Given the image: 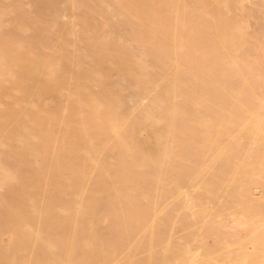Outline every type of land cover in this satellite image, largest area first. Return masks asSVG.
<instances>
[{"label":"rangeland","instance_id":"1","mask_svg":"<svg viewBox=\"0 0 264 264\" xmlns=\"http://www.w3.org/2000/svg\"><path fill=\"white\" fill-rule=\"evenodd\" d=\"M263 80L264 0H0V264H264Z\"/></svg>","mask_w":264,"mask_h":264},{"label":"bare ground","instance_id":"2","mask_svg":"<svg viewBox=\"0 0 264 264\" xmlns=\"http://www.w3.org/2000/svg\"><path fill=\"white\" fill-rule=\"evenodd\" d=\"M201 1H203V0H201ZM205 1V0H204ZM198 3H199V0H198ZM202 3V2H201ZM200 3V4H201ZM205 6V5H204ZM210 8V7H209ZM216 12V11H215ZM220 14V13H219ZM222 18V17H221ZM216 26H218L217 24H216ZM229 26V25H228ZM25 28V27H24ZM39 30H40V28H39ZM53 33V32H52ZM35 35V34H34ZM43 35V34H42ZM31 36V35H30ZM29 37V36H28ZM44 37V36H43ZM31 38V37H30ZM32 39V38H31ZM42 39V38H41ZM34 40V39H33ZM47 40V39H46ZM45 40V41H46ZM160 40H162L163 41V39H160ZM38 41V40H37ZM49 41V40H48ZM94 41V40H93ZM92 41V42H93ZM97 41H98V39H97ZM28 44V43H27ZM3 45V44H2ZM1 45V46H2ZM59 46V45H58ZM60 47V46H59ZM45 48V47H44ZM175 48V47H174ZM114 51V50H113ZM251 52V51H250ZM119 55V54H118ZM120 56V55H119ZM108 61V60H107ZM106 62H104V64H105ZM126 63V62H125ZM31 65V64H30ZM29 65V66H30ZM198 65V64H197ZM94 66V65H93ZM31 67V66H30ZM190 67H192V66H190ZM42 68H44V64H43V66H42ZM52 68V67H51ZM119 68V67H118ZM195 69H196V66H195ZM48 70V69H47ZM190 71V70H189ZM84 72V71H83ZM41 73V72H40ZM188 73V72H187ZM42 74V73H41ZM189 74V73H188ZM187 74V75H188ZM39 75V74H38ZM43 75V74H42ZM39 77V76H38ZM135 77V76H134ZM254 81V80H253ZM195 82V81H194ZM261 82V81H260ZM262 82H264V80L262 81ZM26 84V83H25ZM249 86H251V85H249ZM21 87H25L24 85L22 86L21 85ZM37 87V86H36ZM237 87H239V86H237ZM245 87H246V85H245ZM28 88V87H27ZM19 89V88H18ZM29 89V88H28ZM38 89V88H37ZM246 89H248V86H247V88ZM254 89V88H253ZM26 90V89H25ZM255 90V89H254ZM18 91V90H17ZM27 91V90H26ZM31 91V90H30ZM237 91V90H236ZM247 91V90H246ZM258 91V90H257ZM249 91H247V93H248ZM24 93H25V91H24ZM23 94V93H22ZM226 96V95H225ZM246 96V95H245ZM250 96H252V94L250 95ZM247 98V97H246ZM234 99V98H233ZM238 101V100H237ZM264 102V101H263ZM237 107V106H236ZM264 107V106H263ZM237 110V109H236ZM234 112V111H233ZM238 112V111H237ZM245 113V112H244ZM237 114V113H236ZM238 115V114H237ZM190 116V115H189ZM214 116V115H213ZM216 117V116H215ZM250 118H251V116H249ZM204 118V117H203ZM236 118V117H235ZM202 119V118H201ZM201 119H199V120H201ZM246 119H247V117H246ZM242 120H245V118H244V115H243V118H242ZM249 120V119H248ZM236 122H235V124L237 123V121H240V123H242V121L240 120V119H236L235 120ZM246 122V121H245ZM124 123V122H123ZM208 123V122H207ZM194 124H195V122H194ZM194 124H193V126H194ZM201 124V123H200ZM127 125V124H126ZM186 125V124H185ZM123 125H121V127H122ZM125 126V125H124ZM192 126V127H193ZM199 126V125H198ZM208 127V126H207ZM238 127V126H237ZM125 128V127H124ZM123 128V129H124ZM197 128V127H196ZM218 128V127H217ZM192 129H194V128H192ZM247 129H250L249 127L247 128ZM237 130V129H236ZM117 131V130H116ZM123 132H124V130H123ZM115 134H116V132H115ZM73 135V134H72ZM196 135H197V133H196ZM121 136H122V134H121ZM251 138V137H250ZM115 139V138H114ZM208 139V138H207ZM251 140V139H250ZM187 142H188V140H187ZM207 143H208V140L206 141ZM249 142V141H248ZM185 143H186V141H185ZM182 144H184V143H182ZM151 146V145H150ZM257 147V146H256ZM193 150V149H192ZM162 151V150H161ZM167 151V150H166ZM133 153V152H132ZM115 154V153H114ZM126 156V155H125ZM131 156H132V154H131ZM152 160H154V159H152ZM148 162V161H147ZM169 163V162H168ZM180 165V164H179ZM137 168V167H136ZM135 169V168H134ZM139 169V168H138ZM127 170H129V169H127ZM137 170V169H136ZM161 170V169H160ZM131 171V170H130ZM133 172V171H132ZM161 172V171H160ZM159 172V173H160ZM127 173V172H126ZM129 173V172H128ZM163 173V172H162ZM202 173V172H201ZM133 175H135V174H132V176ZM163 175H164V173H163ZM170 175V174H169ZM130 176V175H129ZM139 175H137V177H138ZM140 176H142V175H140ZM139 176V177H140ZM131 177V176H130ZM143 177V176H142ZM167 177V176H166ZM93 178V177H92ZM99 178V177H98ZM141 178V177H140ZM148 178V177H147ZM161 178V177H160ZM159 178V179H160ZM163 178H165V177H163ZM182 178V177H181ZM37 179V178H36ZM143 179V178H142ZM162 179V178H161ZM251 179V178H250ZM133 180V179H132ZM141 180V179H140ZM137 181H139L138 179H137ZM143 181V180H142ZM96 182V181H95ZM135 182H136V180H135ZM153 182V181H152ZM97 183V182H96ZM133 184H136L137 185V183H134L133 182ZM146 184V186H149V184L147 185V183H145ZM154 183H152V186H154L153 185ZM163 184V183H162ZM232 185V184H231ZM6 186V185H5ZM236 186V187H235ZM256 186V185H255ZM144 187V186H143ZM251 188V186H250V184L248 183V182H245V181H241V180H238V179H236V180H234V183H233V185H232V187L230 186V188L229 189H231V192H234V193H237L236 192V190L238 189V190H240L241 188ZM99 188V187H98ZM139 188V187H138ZM145 188V187H144ZM141 189H143V188H141ZM146 189V188H145ZM150 189V188H149ZM148 189V190H149ZM152 189V188H151ZM135 190V189H134ZM137 190H139L140 191V189H137ZM136 190V191H137ZM176 190V189H175ZM212 190V189H211ZM133 191V190H132ZM145 191H147V190H145ZM150 191V190H149ZM154 191V190H153ZM148 192V191H147ZM136 193V192H135ZM144 193V192H143ZM152 193H154V192H152ZM156 193V192H155ZM244 194H248V192L245 190V192H244ZM112 195V194H111ZM162 195H164V193L162 194ZM113 196V195H112ZM165 196V195H164ZM163 196V197H164ZM237 195H235V197H236ZM43 197V196H42ZM95 197V196H94ZM114 197V196H113ZM166 197V196H165ZM86 198V197H85ZM100 198V197H99ZM166 199V198H165ZM118 200H119V198H118ZM123 200V199H122ZM127 200H129V199H127ZM261 200H264V198H261ZM114 201H115V199H114ZM132 201H134L133 200V197H132ZM220 201V200H219ZM52 202V201H51ZM95 202H97V201H95ZM116 202V201H115ZM221 202V201H220ZM48 203V202H47ZM111 203V202H110ZM151 203V202H150ZM44 204V203H43ZM57 204V203H56ZM117 204H118V202H117ZM123 204H124V202H123ZM81 205V204H80ZM121 205V204H120ZM128 205V204H127ZM136 205V204H135ZM139 205V204H138ZM221 205V204H220ZM78 206V205H77ZM123 206V205H122ZM121 206V207H122ZM130 206V205H129ZM224 206V205H223ZM46 207H47V205H46ZM50 207V206H49ZM68 207V206H67ZM66 207V208H67ZM80 207V206H79ZM125 207V206H124ZM128 207V206H127ZM262 207V206H261ZM261 207H259L258 209H256V210H254L255 212H256V218H259V217H261L262 219L264 218V210H263V208H261ZM74 208V207H73ZM81 208V207H80ZM68 210H69V208H67ZM108 209V208H107ZM124 209V208H123ZM137 209V208H136ZM135 209V210H136ZM28 210V209H27ZM67 210V211H68ZM75 211V210H74ZM82 211V210H81ZM128 211H130V210H128ZM136 211H138V210H136ZM53 213V212H52ZM76 213V212H75ZM78 213V212H77ZM80 213V212H79ZM139 213V212H138ZM60 214V213H59ZM94 214H95V212H94ZM93 214V215H94ZM253 214H255V213H253ZM55 215V214H54ZM68 215V214H67ZM71 216V215H70ZM88 216V215H87ZM143 216H144V214L142 215V218H143ZM82 217V216H81ZM132 217V216H131ZM131 217H129V218H131ZM66 218V217H65ZM76 218V217H75ZM45 219V218H44ZM50 219H51V217H50ZM131 220H133V219H131ZM51 221V220H50ZM75 221V220H74ZM63 223V222H62ZM92 223V222H91ZM75 224V223H74ZM142 224V223H141ZM195 226V225H194ZM126 228V227H125ZM132 228V227H131ZM43 230V229H42ZM48 230V229H47ZM86 230V229H85ZM121 230H124V229H122L121 228ZM133 230V229H132ZM192 230V229H191ZM54 231V230H53ZM261 231H264V230H261ZM83 232V231H82ZM93 232V231H92ZM125 232V231H124ZM74 235V234H73ZM131 235V234H130ZM259 235V234H258ZM62 236V235H61ZM256 236V235H255ZM260 236V235H259ZM44 237V236H43ZM68 237V236H67ZM90 237V236H89ZM118 237V236H117ZM126 237V236H125ZM46 238V237H45ZM75 238V237H74ZM100 238V237H99ZM129 238V237H128ZM254 238V237H253ZM89 239V238H88ZM77 240V239H76ZM107 240V239H106ZM111 240V239H110ZM47 241V240H46ZM56 241V240H55ZM61 241V242H60ZM62 241H64V240H59V242L60 243H62ZM65 241H66V238H65ZM70 241V240H69ZM78 241V240H77ZM80 241V240H79ZM75 242V241H74ZM73 242V243H74ZM98 242V241H97ZM105 243V242H104ZM115 243V242H114ZM64 244V243H63ZM68 244V243H67ZM75 244V243H74ZM106 244V243H105ZM51 245V244H50ZM62 246V245H61ZM68 246V245H67ZM116 246V245H115ZM59 248V247H58ZM262 248V247H261ZM66 249V248H65ZM76 249V248H75ZM111 250V249H110ZM116 250V249H115ZM102 251V250H101ZM95 252V251H94ZM103 252V251H102ZM107 252H108V250H107ZM76 253V252H75ZM93 253V252H92ZM98 253V252H97ZM78 255V254H77ZM100 255V254H99ZM105 255V253L102 255V256H104ZM56 256V255H55ZM51 257V256H50ZM108 257V256H107ZM100 258H102V257H100ZM103 259V258H102ZM58 260V259H57ZM52 261V260H51ZM50 262V261H49ZM88 263H89V261H88ZM100 263V262H99ZM150 263V262H149ZM160 263V262H159Z\"/></svg>","mask_w":264,"mask_h":264}]
</instances>
